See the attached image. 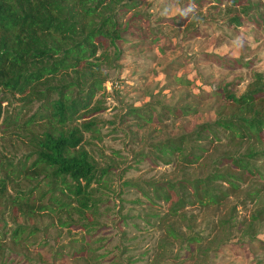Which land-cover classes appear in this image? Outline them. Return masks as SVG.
I'll use <instances>...</instances> for the list:
<instances>
[{
  "label": "rangeland",
  "instance_id": "374dc122",
  "mask_svg": "<svg viewBox=\"0 0 264 264\" xmlns=\"http://www.w3.org/2000/svg\"><path fill=\"white\" fill-rule=\"evenodd\" d=\"M122 1L128 6L115 15L126 28L120 40L104 41L97 50L107 54L98 62L104 82L91 101L96 110L87 117L95 130L83 132L97 176L106 168L90 188L98 204L93 224L83 230L66 210L23 218L4 208L0 195V264H264V212L256 223L242 222L264 208V160L256 161L260 176L239 180L220 205L185 202L180 216L170 219L179 232L202 237L195 251L180 235L162 242L164 224L158 221L169 203L153 194L154 182L207 173L209 165H200L203 157L216 158L220 147L184 162L181 170L173 155L157 153L155 145L215 118L221 104L215 94L222 84L231 83L240 94L252 72L264 81V28L250 22L228 26L226 0ZM252 1L264 8V0ZM224 59H237L241 66ZM35 106L31 103L26 115ZM47 196L40 203H49ZM230 213L233 227L216 224ZM58 218L73 223L60 225ZM16 225L21 231L11 238ZM247 225L252 239L242 233Z\"/></svg>",
  "mask_w": 264,
  "mask_h": 264
},
{
  "label": "trees",
  "instance_id": "16d2710c",
  "mask_svg": "<svg viewBox=\"0 0 264 264\" xmlns=\"http://www.w3.org/2000/svg\"><path fill=\"white\" fill-rule=\"evenodd\" d=\"M226 2L223 13L228 26L250 22L264 28L261 4ZM126 6L122 0H0V195L9 212L26 218L38 211L66 210L77 216L83 230L93 224L91 216L98 204L90 188L106 168L99 169L97 176L95 163L83 146V132L95 130L87 117L96 110L91 101L104 82L98 62L107 59V54L104 49L97 54V50L104 41L113 45L120 40L126 27L119 26L115 11ZM221 61L241 66L237 59ZM215 95L221 101L215 118L155 145L157 153L173 155L181 170L184 162L220 147L216 158L203 157L200 165H209L203 176L153 183L155 199L169 203L158 219L164 224L162 242L180 235L189 249L194 245L193 251L200 248L202 237L179 232L170 219L180 216L185 202L220 205L239 180L260 176L256 161L264 160L261 74L252 72L240 94L231 83H224ZM31 103L36 106L26 115ZM44 193L49 201L45 205L40 203ZM261 212L262 206L242 222L256 223ZM231 214L216 224L233 227ZM69 220L59 223L70 227L73 220ZM18 229L19 225L13 228L11 238L18 235ZM242 233L254 237L251 226Z\"/></svg>",
  "mask_w": 264,
  "mask_h": 264
}]
</instances>
